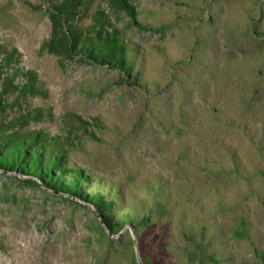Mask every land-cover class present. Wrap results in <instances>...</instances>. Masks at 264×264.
I'll return each mask as SVG.
<instances>
[{"label":"rangeland","instance_id":"374dc122","mask_svg":"<svg viewBox=\"0 0 264 264\" xmlns=\"http://www.w3.org/2000/svg\"><path fill=\"white\" fill-rule=\"evenodd\" d=\"M72 31H116L124 64ZM2 137L58 153L117 225L0 167V264H264V0H0Z\"/></svg>","mask_w":264,"mask_h":264},{"label":"trees","instance_id":"16d2710c","mask_svg":"<svg viewBox=\"0 0 264 264\" xmlns=\"http://www.w3.org/2000/svg\"><path fill=\"white\" fill-rule=\"evenodd\" d=\"M77 1V0H75ZM126 5V3H124ZM67 4L57 6L61 10L70 13V9H65ZM133 16L132 13H129ZM56 23V21H55ZM56 26V24H55ZM72 38L76 39L75 48L84 44L81 48L90 52V57L101 62H112L114 64H124V45L119 43L118 34L115 31L112 35L106 33L100 44H88V41H80L74 31ZM70 42H72L70 40ZM73 44V43H72ZM88 44V45H87ZM0 167L7 170H18L29 176L37 177L48 184L51 188L65 192L74 196H83L92 202L106 219V223L111 228L117 223L111 220V202L99 193L93 195L83 191L86 177L81 172L65 167L64 160L58 153H52L51 149L37 140L28 141L25 138L9 140L0 139ZM83 193V194H82Z\"/></svg>","mask_w":264,"mask_h":264}]
</instances>
